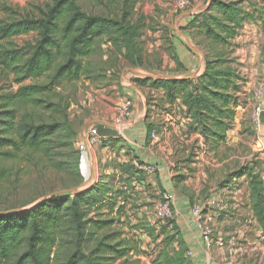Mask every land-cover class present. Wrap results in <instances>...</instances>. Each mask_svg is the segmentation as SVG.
<instances>
[{"label": "rangeland", "instance_id": "1", "mask_svg": "<svg viewBox=\"0 0 264 264\" xmlns=\"http://www.w3.org/2000/svg\"><path fill=\"white\" fill-rule=\"evenodd\" d=\"M51 1L7 0L9 4L24 8V12H32L36 16L40 15L46 9V4L51 3ZM134 1L131 21H138L142 25L140 27L142 33L139 37V45L142 50L140 67H136L127 61L117 47L100 42L97 49L85 59L90 72L89 76L94 80L82 78L77 82L75 89L71 85L66 86V89L62 91L64 98L70 102L67 109L68 123L76 132L71 141L72 149L67 145L70 132L68 130L59 132L53 137V148L48 153L36 152L30 157V162L25 158L18 159L13 166L11 178L0 183L1 215L25 212L53 197H60L62 193L83 192L96 183L101 184V186L109 184L112 188L105 195V201L100 207L97 205L94 207L83 206L84 232L94 233L93 239L86 248H92L98 240H103L104 243L114 246L113 249L106 248L100 251V255L103 257L102 264H152L162 247L164 234H158V238L152 239L146 233L150 232V223L157 221L161 214V210L156 208L153 202L163 200L161 196L166 191L156 193L157 190L154 191L151 186L138 187L135 179L137 180L143 174L135 168L134 164L135 171L132 175L122 173L120 165L123 157L130 154L129 149L126 148L125 144L122 146L113 142H105L96 147L90 146L93 158L91 164L90 161L87 162L86 169L90 174L91 170L94 169V177L90 182L84 180L83 185L73 187L79 182L80 177L73 168L72 162L78 158L81 169V160L88 150L87 148L80 152L77 148L80 133L90 124L96 126L95 120L117 124L120 122L119 112L122 109V104L129 99L127 95H124L122 87L128 85L138 87L135 81L138 78L163 77L162 74L158 73L160 69H164L161 68L164 63L163 56L167 55L168 59H173L171 52L167 53L169 48L166 47V44L170 43L171 37L175 35L178 38L183 33H187V36L182 35V37L203 55L204 51L211 45L204 28H200L195 22L198 20L188 21L185 15H196L203 10L210 9L212 0ZM183 1H185V5H181ZM242 1L241 6L243 7L251 10L263 9V16L260 18V24L257 25L259 27L253 29V33L251 30L241 32V28L234 38L228 39L229 44L227 46L231 52L237 47L234 56H231L238 57L237 59L246 64L243 66L244 72L247 73L245 75L252 74L254 84L247 92L245 90L247 82L244 78L239 79L241 87L237 95L240 94L241 96L240 105L243 110L240 109L241 111L237 115L239 127L236 129L232 126L233 129L229 132L226 143L225 141L221 142L213 149L215 153H209L204 142L193 141L188 135H185L183 132L185 129L182 128V126L185 128L184 122H182V126H179V124H175L177 122L171 124L170 119L168 123L164 120L166 116L163 111L168 112L170 116L173 115V111L161 109L159 103L152 101L150 94L144 95L146 110L153 112V118L157 120L158 124L156 126L158 137L154 144L148 146L150 154L163 159L171 179V188L176 193L181 191L189 196L190 209L193 206H200L202 217L197 220L192 215L195 224L206 218L209 223L208 226L212 229L213 237L219 231L228 234L221 235L224 237L220 240L222 245L214 243L208 251L206 250L213 259L211 264H264L262 230L258 222H255L256 219H251L252 212L249 200L244 194L246 191L236 193L240 187L244 186L246 179L243 177V181L240 183L239 178L232 175L240 166L253 165L262 177L264 185V135L259 129L260 123L256 125L252 121L255 105L253 90L261 82L264 66V0ZM76 2L88 13L106 16L117 12L118 0H76ZM251 3L255 5L252 6ZM211 11L216 15L215 11ZM255 21L251 20L247 23L256 24ZM33 37L34 34L23 35L14 38L13 42L15 45L21 46ZM212 46L217 49L222 48L221 45L215 43H212ZM226 50L228 51V49ZM251 64H254V68ZM175 67L178 68V65L176 64ZM131 68L135 72L131 71ZM173 69L174 66L166 68L164 71L170 72ZM234 69L238 70V66L234 65ZM196 76L197 72H192L186 78H195ZM7 84L8 81H5L0 74V88ZM13 88L16 89L17 86ZM152 105H155L153 110L150 109ZM261 105L264 110L262 97ZM35 111L39 113L35 117L36 119L52 120L50 113L39 108H35ZM176 115L183 121L182 115L178 113ZM234 120L233 124L235 123ZM123 147L125 149L121 151ZM70 150L73 151V155L70 154ZM119 153L121 156L118 155ZM135 161L139 164L144 163L139 162L138 158ZM52 162L61 164L64 168L65 166L68 167L64 170H58L51 165ZM190 168H193V172L190 171ZM81 173L83 177L87 175L83 169H81ZM176 173L181 175L192 173L194 177L187 179L190 187H187L186 183L183 182L175 184L173 178ZM227 176L228 178L233 177L231 178V189L225 191V196L221 198L223 202L217 203L215 210L211 209L210 207L213 205L210 204L209 206L210 197L215 191L209 189L219 185L223 180L222 184L224 180H227ZM142 179H145L144 176ZM225 188L224 186L220 189ZM168 193L170 194L169 203L164 210L171 211V219L175 222L174 196L171 189L167 191ZM114 201H116V205L112 209L110 204ZM223 205L224 208H222ZM121 207L122 209H120ZM213 216L219 217L214 226L211 223ZM112 219L113 221H110ZM222 219H226V222L228 220V224ZM94 221L99 223L108 221L109 223L101 229H96L93 225ZM65 227L63 248L59 253L61 259L73 249L70 224L67 222ZM157 230L156 228L154 233ZM239 231L243 235H238ZM246 231L256 235V247L253 249L250 248L255 243L248 245L245 238ZM257 232H261V234L257 235Z\"/></svg>", "mask_w": 264, "mask_h": 264}, {"label": "trees", "instance_id": "2", "mask_svg": "<svg viewBox=\"0 0 264 264\" xmlns=\"http://www.w3.org/2000/svg\"><path fill=\"white\" fill-rule=\"evenodd\" d=\"M134 4V0H118L117 12L104 16L84 11L76 0H52L36 16L7 0H0V74L8 81L0 88V183L11 178L18 159L30 162L36 152L48 153L53 148V137L59 132H70L67 145L72 149L76 132L68 123L70 102L62 91L71 85L75 89L82 78L94 80L89 76L85 59L100 42L117 47L127 61L140 67L142 25L131 21ZM241 4V0H212L210 9L191 16L189 21L198 20L195 22L204 28L211 44L204 51L205 70L200 77L135 80L138 86L162 89L171 103L167 111L177 108L180 115L188 118L183 132L186 136L199 134L206 149H215L225 141L227 131L233 126L235 109L241 104L237 95L241 84L237 79L243 78L234 69L235 58L227 46L229 38H234L245 23L255 19V10ZM29 34H34L30 41L21 46L14 44V38ZM212 43L222 48L217 49ZM35 108L50 113L52 120L36 119L39 113ZM152 131L158 133L148 123L146 141L151 139ZM78 162V158L72 162L80 177L75 188L84 184ZM51 165L58 170L68 167L56 162ZM120 166L122 173L132 175L135 171L130 162ZM241 176L247 178L249 206L264 235L262 177L249 164L235 171L234 177ZM111 188L109 184L96 183L83 192L62 193L22 213L0 214V264H102L100 251L114 246L98 240L95 246L86 248L94 233L84 232L83 206L100 207ZM115 205L116 201L110 207L113 209ZM67 222L73 249L61 259L59 253ZM107 223L94 221L93 225L101 229ZM149 226L150 232L146 234L152 239L164 234L162 247L152 264H201L197 260L198 251L194 250L193 257L188 255L189 246L173 219Z\"/></svg>", "mask_w": 264, "mask_h": 264}, {"label": "crops", "instance_id": "3", "mask_svg": "<svg viewBox=\"0 0 264 264\" xmlns=\"http://www.w3.org/2000/svg\"><path fill=\"white\" fill-rule=\"evenodd\" d=\"M258 4L261 5L260 3ZM262 12H263V9L255 10L254 20H256L255 21L256 24L245 23L241 32H247L251 30V33H253V29H256L259 27L257 25L260 24V18H262L263 16ZM191 16L192 15H187V14L185 15L188 21L190 20ZM182 35L187 36V33H183ZM182 35L178 36V38L174 35V37H171L170 43L166 44L167 45L166 47L169 48L167 50V53L171 52L173 59L171 58L168 59L167 55H164L163 56L164 63L161 66V68H164V69L162 70L160 69L158 71V73L162 74L163 77L155 76L154 78H166L167 77V78L178 79V78L187 77L192 72H197V76L195 77L196 79L202 74V72H204L205 70L204 55L200 51H198L194 46L188 43L182 37ZM236 48L237 47H235L234 51L231 53L232 56H234ZM237 58L238 57L235 58L236 64L234 63V65L238 66L237 71L239 75L241 76V78L245 79V82H247L245 84V90L249 92L251 85L254 84V81H253L254 78H252V74H250L249 76L245 75L247 73L244 72L245 69H243V66L246 64L243 63L242 60H239ZM176 64L178 65V68L175 67ZM251 65H252V68H254V64H251ZM172 66H174V69L172 71L170 72L164 71L166 68H170ZM131 71L135 72L133 68H131ZM153 72H156V71H153ZM237 82H240V80L237 79ZM122 90H123L124 95H127V97L131 99V101L133 102V115L125 121H120L118 124L109 123V122H105L102 120H95L96 127L98 128L99 132L102 135L106 136L107 138L106 142H113L116 144H120L122 146L123 144H125L126 148L129 149L130 154L125 155L121 163L130 162L133 165V161L137 160L138 158L139 162L152 163L156 165L157 172L155 174H146L145 172H142L144 178L146 179L147 185L151 186L154 191L157 190L156 193H161L162 191L167 192L170 189L172 190L173 192L172 194L174 196L173 204L176 210L175 223L180 230L182 238L185 240L186 244L189 246V249H190L189 253L191 254V257H193L194 255L193 252L198 251L199 257L198 259L196 257L198 262L201 264H211L210 262H212L213 259L211 258L210 255H208L207 253L208 250L206 251L202 248L201 242L199 240L200 238H199L198 228L191 214V209H190L191 201H190L189 196L185 195V193L181 191H177L176 193L175 190L171 188V179L169 175L166 173L165 162L163 161L161 157L150 154V151H149V147H148L149 144H154L156 139L155 140L148 139V141H146L147 124L151 123L154 125V127L158 126V124H157V120L153 118V115H152L153 112H148L146 110L147 108L144 102V95L150 94L152 101L159 103L158 104L160 105L159 107H161V109H164V110L168 109L171 103L167 100L165 93L162 89L153 88L149 85L138 86V87L134 85L133 86L128 85V86L122 87ZM238 96H239V99H241L240 94H238ZM179 102L180 101L177 100V103ZM262 102H264V92L262 94ZM154 108H155V105H152L150 109L153 110ZM240 109L243 110L241 105H238L235 109V120H234L235 123L233 124V127H235L236 129L239 127V124L237 122V115L239 114V111H241ZM163 112H165L166 118L164 117V120H166L167 123L171 120V124H173V122L174 123L177 122L175 124H179V126H182V123L180 122L179 118L176 117L177 116L176 114H173L172 116H170L168 112L166 111H163ZM182 128L184 129L183 126ZM232 129L233 128L227 131L225 143L228 140V137H229L228 134ZM259 129L262 130V134L264 135V111L260 118ZM189 138L192 139L193 141H198L199 143H203V138L197 133H193L189 135ZM87 148L88 150L84 154V158H82L81 160V169H83V171H85L87 174L84 176L85 182L87 181L90 182L92 181V178L94 177V169H92L91 167L92 170L90 174L88 173V170L86 169V167H87V162L90 161V164H91L93 156H92V149H90V146H88ZM123 149L125 148L124 147L121 148V151H123ZM208 152L215 153V150L209 149ZM118 155L121 156L120 153ZM96 161H97V158H96ZM192 169L193 168H190L191 172H193ZM232 175L234 176V174ZM192 177H194L192 173L190 174L185 173L183 175L176 173L175 177L173 178V181L175 182V184L182 183V182L186 183L185 185L187 187H190V185L187 183V179L192 178ZM243 177L245 176L238 177L239 178L238 181L239 182L241 181L240 183H242ZM231 178L233 177L230 176V178H228L227 176L226 177L227 180H224L223 182L224 184L223 183L221 184V182L223 181L222 180L219 183L220 186L217 185L209 189L210 191H213V192L215 191V193L210 197L211 200L209 202V206H210V203L212 202L215 203L212 207H210L211 209L215 210V208H217V203L223 202L221 201V198L225 196L224 195L226 193L225 191H227V189L231 187L230 186L232 182ZM245 179L247 180L246 177ZM246 180L244 182L245 183L244 186L240 187L236 193H238L239 191H243V192L246 191L244 192V194L249 200V188H248ZM225 183H228V184H225ZM224 186L226 187L225 189H220V188H224ZM222 208H224V205ZM210 213H212V211H210ZM218 218L219 217L217 216H213L212 222L210 220L213 226L214 224L217 223ZM222 220L226 222V219H222ZM226 223L228 224V220ZM240 234L243 235L241 231H239L238 235ZM221 235H228V234L221 233V231H219L216 233V236H214V238L223 239L224 237ZM257 235H259V232H257ZM255 237L256 235L250 234L248 231H246L245 238H246L248 245H252L253 242L255 243ZM255 247H256V243L253 244L250 249H253Z\"/></svg>", "mask_w": 264, "mask_h": 264}, {"label": "built area", "instance_id": "4", "mask_svg": "<svg viewBox=\"0 0 264 264\" xmlns=\"http://www.w3.org/2000/svg\"><path fill=\"white\" fill-rule=\"evenodd\" d=\"M181 5H185V1L181 2ZM263 92H264V66L262 69L261 82L257 86V88L253 90V99L255 101V105H254L253 113H252V121L256 125H259L260 118L264 111L261 105V97H262ZM172 111H173V114H176V113L180 114L177 108L176 110H172ZM132 115H133V102L130 99H128L122 104V109L119 112L120 121H125L129 119ZM187 120L188 118L183 117V121L180 120V122L185 123ZM157 137H158V133L156 131H152L151 139L155 140L157 139ZM106 140H107L106 136L102 135L95 125L90 124L89 126H86L83 129V131L80 133V139L78 141L77 148L80 152H82L86 150L88 146H95V147L100 146L104 144ZM133 164L138 171L145 172L146 174H155L157 172V167L155 164H152V163H140L139 164L136 161H133ZM166 173L168 174V171H166ZM135 183H137L138 187L139 186L145 187L147 185L146 179H142V180L135 179ZM161 198H163V200L153 202L156 208H159L161 210V214H160L159 219L152 224L162 225L166 223L167 219L172 218L171 211L168 209L164 210L169 203L170 194L169 193L167 194V192H164ZM210 204L214 205L215 203L212 202ZM191 214L194 216V218L199 220L202 217L200 213V206L199 205H197L196 207L193 206L191 208ZM251 219L255 220L253 215ZM208 225L209 223L207 222L206 218H204L203 221H199L196 223L201 246L204 250H209L213 246L214 243L221 244L220 240H222V239H217L213 237L212 229ZM170 228L171 226H169V229ZM260 234L261 232H259V235ZM261 240H264V235L261 236ZM189 254L190 253H188V255Z\"/></svg>", "mask_w": 264, "mask_h": 264}, {"label": "water", "instance_id": "5", "mask_svg": "<svg viewBox=\"0 0 264 264\" xmlns=\"http://www.w3.org/2000/svg\"><path fill=\"white\" fill-rule=\"evenodd\" d=\"M40 202H41V201H40ZM40 202H38V203H40ZM38 203H37V204H38Z\"/></svg>", "mask_w": 264, "mask_h": 264}]
</instances>
